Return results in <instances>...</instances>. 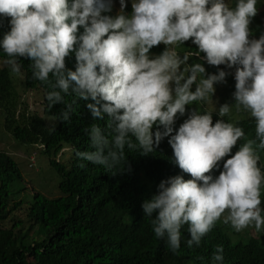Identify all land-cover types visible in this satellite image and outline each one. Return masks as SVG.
<instances>
[{"label":"clouds","instance_id":"obj_1","mask_svg":"<svg viewBox=\"0 0 264 264\" xmlns=\"http://www.w3.org/2000/svg\"><path fill=\"white\" fill-rule=\"evenodd\" d=\"M257 4L119 0L115 6L113 0H0V19L10 25L0 40L7 56L0 57L2 67L20 78V58L30 60L32 78L50 89L49 106L66 105L59 117L64 121L77 99L88 103L84 107L94 120L107 116L105 128L93 123L87 129L95 150L77 151L80 160L115 175L124 168L126 150L149 155L170 137L174 163L191 178L161 180L157 193L141 207L154 236L167 237L174 254L179 253L184 225L189 248L199 247L222 218L236 232L250 227L264 231V171L259 167L264 150V32L255 38L251 28L259 14ZM189 40L197 52L187 54L217 67V73L207 74L202 63L190 64L189 55L177 52V46ZM161 44V54L151 53ZM73 54L76 63L69 69L66 58ZM230 74L235 108L254 120V138L223 119L232 104L219 105L215 85L226 83ZM194 102L203 110L188 113L173 135L177 116H184ZM212 115L219 119L213 122ZM215 171L219 175L214 176ZM212 261L223 264L222 246Z\"/></svg>","mask_w":264,"mask_h":264},{"label":"trees","instance_id":"obj_2","mask_svg":"<svg viewBox=\"0 0 264 264\" xmlns=\"http://www.w3.org/2000/svg\"><path fill=\"white\" fill-rule=\"evenodd\" d=\"M234 5L232 0L230 6ZM257 7L259 14L251 24L255 38L264 32V0H258ZM8 31V20L0 19V40ZM195 47L189 40L176 50L183 56L190 51L196 53ZM164 48L161 44L151 49V53L161 54ZM189 56L188 63H202L207 74L218 72L217 67L200 61L198 55ZM0 57L7 59L2 48ZM30 63L20 58L19 81L17 74L1 66L0 123L16 142L27 148L36 146L46 156L49 168L56 175L57 195H43L30 184L25 187L27 181L12 155L0 150V264H213L212 254L217 246L223 247V264H264V231L256 232L250 227L236 232L223 218L202 238L199 247L187 246L190 237L188 225H184L179 253L174 254L167 237L154 236L150 218L144 216L141 207L144 200L157 193L161 180L177 175L185 180L191 178L174 163L170 137H164L149 155L126 150L124 168L115 175L105 172L100 165L80 160L77 151L95 150L90 147L87 129L93 123L105 128L107 116L94 120L84 107L88 103L77 99L69 120L60 119L66 105L49 106L46 94L50 89L32 78ZM75 63L74 54L66 58L69 69ZM220 68L235 71L223 65ZM215 87L219 105L232 104L230 113L223 119L242 127L246 138H254V120L249 113L235 108L234 76L228 75L226 83ZM37 90L43 93L37 102L39 111L30 108L27 100L28 94ZM65 99L71 102L73 97ZM195 109L203 110L194 102L184 116H177L173 135ZM212 117L213 122L219 119L216 115ZM156 130L154 125L153 132ZM159 130L164 131L163 127ZM67 146H70L69 154L64 160L57 159L60 150ZM260 156L259 167L264 171V150ZM261 192L264 208V188Z\"/></svg>","mask_w":264,"mask_h":264},{"label":"rangeland","instance_id":"obj_3","mask_svg":"<svg viewBox=\"0 0 264 264\" xmlns=\"http://www.w3.org/2000/svg\"><path fill=\"white\" fill-rule=\"evenodd\" d=\"M113 1L115 6H119V0ZM231 1L232 0H228L229 4ZM130 2H132V0H130ZM3 61L4 60L0 58V67L4 65ZM17 79L19 81V76H17ZM41 95L40 90H37V92L31 91L28 94L27 100L30 108L39 111L37 102ZM34 147L36 146H29V148H27L26 145L16 142L8 132L4 130L0 123V150H4L12 155L11 157L16 162L19 172L27 181V183L24 184L25 187H28L30 184L43 195L50 197L57 195L55 186L57 181L56 175L49 168L47 158ZM69 151L70 146L63 147L56 158L64 160L69 154Z\"/></svg>","mask_w":264,"mask_h":264}]
</instances>
